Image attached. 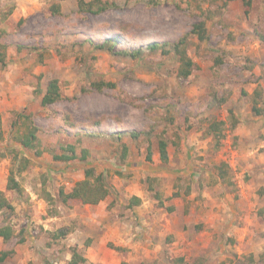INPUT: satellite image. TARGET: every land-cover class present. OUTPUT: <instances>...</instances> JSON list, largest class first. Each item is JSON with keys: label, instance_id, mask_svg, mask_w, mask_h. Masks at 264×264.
I'll use <instances>...</instances> for the list:
<instances>
[{"label": "rangeland", "instance_id": "rangeland-1", "mask_svg": "<svg viewBox=\"0 0 264 264\" xmlns=\"http://www.w3.org/2000/svg\"><path fill=\"white\" fill-rule=\"evenodd\" d=\"M200 22L203 41L190 33ZM113 39V51L139 55L98 47ZM180 40L194 63L187 78L171 47ZM152 43L166 47L151 52ZM0 44V190L14 206L0 224L24 240L0 239L19 258L3 264H68L70 248L86 264H264V0H0ZM53 80L61 98L42 106ZM18 115L38 129L31 150L14 139ZM212 121L224 122L220 138L205 132ZM70 146L78 159L55 158ZM14 154L29 160L22 194L5 189ZM85 164L108 197L61 204L59 190L81 181ZM108 222L129 232L127 244L99 240L90 256Z\"/></svg>", "mask_w": 264, "mask_h": 264}, {"label": "trees", "instance_id": "trees-1", "mask_svg": "<svg viewBox=\"0 0 264 264\" xmlns=\"http://www.w3.org/2000/svg\"><path fill=\"white\" fill-rule=\"evenodd\" d=\"M79 7H81L83 10L89 13H99L103 8H99L96 10H93L92 6L94 7L93 3L84 4V2L80 1L78 3ZM51 12L53 14H59V6L58 5H52L50 8ZM191 34H194L197 36V39L199 41H203L206 38V29L203 22H200L196 25H194L190 31ZM115 44V39L113 40H107L104 43H102L99 48L106 47L108 51L112 52L113 45ZM166 47V44L164 43H152L147 46L149 51L154 52L157 50H163ZM172 50L174 51L175 56L178 59V70H177V77L179 78H187L191 72L192 68L194 66L193 61L187 56L185 52V48L183 46V42L180 40L174 44L171 45ZM5 49L6 46L3 44H0V64L4 65L5 63ZM117 55H123V56H130V57H136L139 55L138 51H113ZM98 87L105 86L107 88H113L114 86L110 83H99L96 84ZM61 98L59 88L57 85L56 80L50 81L46 87V91L43 94L41 98V105L42 106H48L51 105ZM253 111H255V114L259 115L261 113V110H257L256 108H253ZM17 117H21L22 123L18 124V122L15 124L12 123V125H16L19 127H22L23 129L15 132L14 139L17 144L23 147V149L31 150L33 149L37 144V136L36 133L38 129L34 126V123L30 120L29 117L18 115ZM224 122L222 121H212L208 123V127L206 129V133L208 135H212V137L220 138L222 136V130H223ZM131 138H136L137 136L134 133H131L129 135ZM119 138V137H118ZM125 153V151H124ZM158 154L159 159L162 163H167L168 161V152H167V145L166 142L163 140H160L158 142ZM151 154L150 151L147 154V160L149 161ZM57 160L62 162H70L73 160L78 159L77 154L75 151V148L73 146H70L69 149L63 154L55 157ZM83 160V158H82ZM13 164L16 162H19V166H17V169L14 171L12 168L9 170L8 178H7V185L6 188L9 191H14L18 194L23 193V188L19 181L17 180V176L23 172L28 164L29 160L23 156H18L17 154H14V157L12 159ZM221 166L226 167V171L221 175V180H224L227 175V165L221 164ZM110 191L109 188L105 182V178L103 175H95L94 174V166L92 164H85L84 165V178L75 183V185L72 187L71 191L68 193L63 192V190H59L58 198L61 203L67 204L69 202L80 204V205H97L100 202H102L104 199H106L109 195ZM45 199L51 203L52 196L50 194L45 193ZM133 205L139 204L138 198H133ZM2 213H5L4 221L6 222L7 218L14 213V206L12 203L7 199L5 194L0 191V215ZM66 234L63 230L58 231L54 237H64ZM18 237L19 243H22L23 236L22 232L15 234V231L12 229V227L9 224L4 223L3 225L0 224V238L2 239L4 244H7L11 241L12 238ZM71 252V259L68 262V264H86V258L82 255L81 252L78 251L77 248H70ZM15 254V251L13 249H3L0 250V264H3L5 260L9 257H12ZM181 262V260H179ZM32 264V263H29ZM92 264V263H90Z\"/></svg>", "mask_w": 264, "mask_h": 264}, {"label": "crops", "instance_id": "crops-1", "mask_svg": "<svg viewBox=\"0 0 264 264\" xmlns=\"http://www.w3.org/2000/svg\"><path fill=\"white\" fill-rule=\"evenodd\" d=\"M7 185V184H6ZM6 187V186H5ZM22 188H24L23 186H22ZM6 190H7V188H5ZM0 191H2V190H0ZM8 192H14V191H9V190H7ZM24 191V190H23ZM71 191V190H70ZM69 191V192H70ZM4 194H5V192L4 191H2ZM14 193H16V192H14ZM24 193V192H23ZM5 196H6V194H5ZM7 197V196H6ZM8 199V198H7ZM103 203V201L102 202H100L99 203V206H100V204H102ZM62 204V203H61ZM12 205H13V203H12ZM139 205V204H138ZM138 205H135V207H138ZM102 209H103V206L101 207V211H102ZM102 214H103V212H102ZM100 218H102V217H100ZM108 219H110V218H108ZM104 220H100V222L99 223H104L103 222ZM144 223H146V222H144ZM101 224H99V229H100V231L101 232H103V228H105V230L108 228H106L105 227V224H102V226H100ZM112 225H114V223L113 224H111V223H109L108 222V226H110L109 227V229H108V232L105 234H103L102 236L101 235H99V234H97L96 235V237H95V241L94 240H92V242L85 248V251L87 252L88 251V254L90 255V256H92V255H98V251L100 250L99 249V247H100V245H99V240H101V242L102 241H104V240H108V241H106V245H107V243L109 242V241H112L113 243H115V244H118V243H124V244H127V242H128V240L127 241H125V237L123 238V233H127V235L129 234V232L127 231V230H125L123 233H122V230H121V228H119L118 226L117 227H115V228H112ZM132 229V228H131ZM153 228H151L150 226H149V223L147 222L146 223V230H152ZM133 232H134V230H133ZM132 234L133 233H131V236H132ZM101 236V238L99 239V237ZM1 239V238H0ZM92 239V238H91ZM2 240V239H1ZM3 242V241H2ZM81 247V246H80ZM1 250V249H0ZM79 252H81V251H79ZM82 255L85 257V255L82 253ZM14 257H16L17 258V260L19 259L18 258V256L17 255H13L12 257H9V258H14ZM9 258H7V259H9ZM6 259V260H7ZM5 260V261H6ZM90 263H92V264H97L96 262H93V261H91Z\"/></svg>", "mask_w": 264, "mask_h": 264}]
</instances>
